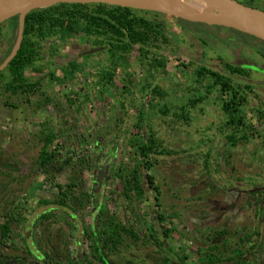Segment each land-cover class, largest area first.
<instances>
[{
    "label": "rangeland",
    "instance_id": "1",
    "mask_svg": "<svg viewBox=\"0 0 264 264\" xmlns=\"http://www.w3.org/2000/svg\"><path fill=\"white\" fill-rule=\"evenodd\" d=\"M246 1L264 9V0ZM153 23L162 36H157V41L154 33L150 37L160 49L153 48L147 60L159 58L164 67L148 66L136 49L111 59L103 48L91 53L90 44L81 38L44 40L40 47L42 60L36 64L42 70L28 69L24 73L28 81L38 83L33 92L6 91L9 78L5 75L0 79V224L6 209L14 208L10 222L13 239L0 244L1 254L29 260L21 255L27 236L40 240L42 245L67 242L72 252L86 251L89 255L94 244L81 237L79 224L76 229L68 227L58 213L55 219L38 218L44 210L56 208L53 201L59 191L70 190L82 201L81 196H91L86 204L89 207L84 210L86 224H91L90 212L99 207L96 215L103 211L102 219L110 216L127 229L132 227L138 236L126 240L124 245L131 243L129 249L118 256L111 255L113 264H124V257L131 252L148 264H165L166 254L158 253L156 244L147 242L148 227L152 226L158 238L162 236L161 229L170 230L168 246L184 250L177 253L179 257H187L183 264H202L209 253L221 260L216 264H230L227 258L244 264H264L263 139L254 136L247 144H238L230 151L226 148L225 137L216 131L223 129L224 121L218 106L213 104L217 89L207 95L206 101L189 110L193 119L190 125L177 122L172 116L175 108L188 98L205 94L194 70L206 65L222 71V62L218 60L221 59L248 70L247 82L254 86L260 99L254 98L250 106L244 107L246 120L264 133V120H259L251 109L264 100V45L251 38L244 39L245 43L229 42L230 30L202 27L167 14L154 16ZM11 40L14 38L9 33L0 49L6 48ZM50 46L56 49L53 56L48 55ZM86 50L90 53L82 57ZM71 60L81 64L80 72L69 78L66 65ZM112 64L116 65V72L110 82L104 71ZM49 73L66 78L60 83ZM155 87L163 96L153 92ZM137 111L142 113L143 122L138 120ZM207 125L212 128L211 136L210 130L203 134ZM145 126L153 130L164 147L177 152L153 156L152 168L146 171L159 187L157 200L143 175L142 194L139 189L124 194V186L130 179L126 174L133 165V150L127 144L130 136L126 137L123 130L132 127L133 135L144 134ZM42 133L56 135L50 145L55 158L48 173L37 166ZM207 152L209 161L205 168L203 159ZM216 173H222L223 177ZM255 191L261 192L254 196L258 200L255 202L261 204L258 206L263 212L261 224L253 219L254 199H250L249 193ZM246 223L255 226L259 235L249 236ZM222 229L226 233L220 234ZM205 236L211 241L207 242ZM236 251L242 253V258L234 257ZM169 263L179 264L171 259Z\"/></svg>",
    "mask_w": 264,
    "mask_h": 264
},
{
    "label": "trees",
    "instance_id": "2",
    "mask_svg": "<svg viewBox=\"0 0 264 264\" xmlns=\"http://www.w3.org/2000/svg\"><path fill=\"white\" fill-rule=\"evenodd\" d=\"M242 3L249 7L254 6L246 0L242 1ZM253 8L259 7L254 6ZM262 10L264 11V9ZM162 15L163 14L159 12L122 8L102 3H58L47 8L32 10L25 16L23 38L20 48L13 59L0 72V79L4 78L5 75L8 76L9 79L5 86L6 91L20 89L23 93L33 92L38 83L37 81H28L24 73L28 69H33L35 72H40L42 70L36 68V64L42 60L40 58L42 54L40 47L41 42L44 40L53 42L54 40L70 41L75 38H81L82 42L84 41L90 44V49L88 50L91 51V53L95 52L93 49L103 48L110 54L111 59H113L115 55L126 56L136 49L139 58L141 60L143 58L147 60L149 57L148 55L153 53V48H156V51L160 49L156 41L157 36L161 38L162 32L154 25L153 18L154 16L162 17ZM199 24L202 27H208L206 24ZM211 27L220 28L222 31L230 30V37L227 38L229 42H236V40H239L242 43V41L247 38L258 40L235 29L216 27L214 25H211ZM156 29L158 31H155ZM9 33L15 40L17 35V16L0 23V46L7 40ZM152 33L156 35L154 37L156 41L151 39L150 36ZM163 39L165 38L163 37ZM14 40H11L12 43L6 42L7 44L9 43L6 48L0 49V64L10 54L15 42ZM199 40L202 44L206 45L207 42L203 38ZM260 42L264 45V42ZM88 50L83 52L82 57L90 53ZM99 50L100 49L96 51ZM50 51L48 55L53 56L56 52L54 46L50 48ZM173 51L174 49L171 52ZM86 58L88 59L89 56H86ZM148 60L146 63H148L150 67H164L165 65L159 58L152 57L149 62ZM218 60L222 62V71L211 69L206 65H200L194 70L197 83L202 85L205 94L196 95L194 97L191 96L187 99L186 103L175 108L176 110L172 114L174 120L185 125H190L193 119L189 110H194L208 99L207 95L214 89H217L218 94L216 95V103L214 102L213 104L214 106H218L224 121L221 124L223 129L220 131L216 129V131L218 134L220 132L221 136L225 137L227 143L225 144L226 148L230 151L231 148H235L238 144H247L254 136H259L264 141V133L253 128L252 125L247 122L246 113L244 112V107L250 106L254 98L260 99L259 93L253 88L254 86L247 82V80L250 79L248 70L243 68L240 64L236 65L230 61L224 62L221 59ZM79 64L81 63H78L77 60H71L67 63L66 71L69 78L73 77L75 73L80 72ZM84 64L86 63H82V65ZM115 72L116 65L112 64L109 69H105L104 75L111 82ZM49 75L60 83H63V79L66 78V76L62 78L53 76L54 74L51 73H49ZM238 78L241 79V81L237 80ZM242 80L245 82L243 83ZM259 86L260 85H258V87ZM153 92L157 94L158 97L163 96L162 93L158 92L156 87L153 89ZM206 103L208 104V102ZM162 109L165 108L163 107ZM251 109L259 120H264V100L251 107ZM136 116L139 121L143 122V115L140 111L136 112ZM135 126L138 129H142V126L139 124H135ZM132 127H130V129ZM130 129L123 130V134L126 137L128 135L130 136L127 144L133 150V165L126 174V177L130 179L128 184L124 186V194L126 196L128 192L137 189H139L142 194L143 191L140 178L143 175L145 177V183L152 191L155 200H157L159 187L155 183L153 176L147 174L146 171L152 168L153 164L151 160L153 156L177 155V152L171 151L168 147H164L163 142L154 136L155 133L149 127L146 128L145 126L144 134L137 132L135 135L132 133L133 129L132 131ZM211 129V126L207 125L203 134L210 130L211 136ZM42 136V146L37 158V166L44 173H48V168L52 165L55 158V150H51L50 145L53 139L56 138V135L52 133H42ZM133 136L134 138H132ZM208 141L213 142V139L210 140V138H208ZM206 143L207 141L204 142V144ZM207 158L209 159V152L204 155L203 162L205 168L208 166L207 161L209 160ZM117 170L120 169L117 168ZM143 170H145L144 174ZM216 176L223 177L222 173ZM207 178H209V175ZM71 187L70 185L69 188ZM57 188L62 190L59 186H57ZM261 192L255 191L249 193V195L252 196L250 199H254V202L251 203V205H254L253 219H258L257 223L259 224L263 222V212L262 209L258 207L261 204L256 203L258 200L254 196L256 194H261ZM81 197L85 201H82L80 196L70 194V190L59 191L58 197L53 201L56 208L54 210L51 208L44 210L38 218L41 220L55 219L58 213L68 227L76 229L78 227L77 224H79L81 227V237L94 244V249L93 251L89 250V255L86 251L72 252L67 242H62V245H52L50 242L46 245H42L40 240H36L34 237L27 238L26 236L23 239L24 245L21 248V255H26V258H29V260H24L25 258L19 255L11 259L9 256L0 253V264H113L111 255L118 256L124 249H129L131 243L124 245L126 240L138 239V236L132 230V227L127 229L115 219L110 218V216L102 219L101 216L103 211H99L96 215L99 207L90 212L92 217L90 221L91 224H86L84 222V216L87 215V212L84 210L89 207L86 204L91 196L83 195ZM259 202H261V200H259ZM251 205L249 203L247 204L249 208H252ZM155 206H157L156 203ZM13 209L14 208L9 206L6 209V213L3 214L4 220L0 224L1 245L6 243L7 240L13 239L10 229V222L13 220L11 210ZM17 211L19 212V209ZM159 219L163 220L160 217ZM245 225L246 229L250 231L247 232L249 236L259 235L258 232L254 230L255 226L249 227L247 223ZM151 228L152 229L148 227L149 234L147 235V242L156 244L158 253L166 254H164V263L170 264L169 262L171 259V261L183 264L187 257H179L177 253L183 252L184 250H176L168 246V242L171 241L168 234L170 230L164 227L161 229L162 236L158 238L154 227L152 226ZM221 233L224 234L226 231L222 229L220 231V234ZM207 237L208 236H205L206 241H211L210 238ZM249 239L250 237H247V240ZM79 243L78 241V244ZM10 247L14 249L13 246ZM252 247L253 246H251L250 249H253ZM73 253L75 254L73 255ZM235 254L234 257L242 258V253L240 251H236ZM124 260V264H148L147 261L144 262L143 257H140L135 252H131L130 256H125ZM140 260L142 261L139 262ZM227 260L230 261V264H244L243 261H232L231 258H227ZM205 261L201 263L216 264V262H221V260L218 258L216 259L211 253H209Z\"/></svg>",
    "mask_w": 264,
    "mask_h": 264
},
{
    "label": "water",
    "instance_id": "3",
    "mask_svg": "<svg viewBox=\"0 0 264 264\" xmlns=\"http://www.w3.org/2000/svg\"><path fill=\"white\" fill-rule=\"evenodd\" d=\"M3 0H0V3ZM167 0H86L84 3H102L111 6H119L122 8H131L136 10H145L159 12L162 14L179 17L194 23H203L206 25L222 26L235 29L228 25L224 20L215 17H195L179 13L162 12V7L165 6ZM207 2L216 13H221L230 16L245 27V34L252 36L264 42V11L244 5L238 0H204ZM61 2L59 0H26L17 14V35L10 54L0 64V72L8 65V63L17 54L22 38L25 16L32 10L50 7ZM79 3V2H76ZM81 3V4H84ZM1 23V22H0ZM236 30V29H235Z\"/></svg>",
    "mask_w": 264,
    "mask_h": 264
},
{
    "label": "bare ground",
    "instance_id": "4",
    "mask_svg": "<svg viewBox=\"0 0 264 264\" xmlns=\"http://www.w3.org/2000/svg\"><path fill=\"white\" fill-rule=\"evenodd\" d=\"M26 0H3L0 3V22L17 16L22 4ZM68 3H84L86 0H59ZM165 13H179L195 17H215L224 20L228 25L240 32H245V27L228 15L216 13L204 0H167L161 9Z\"/></svg>",
    "mask_w": 264,
    "mask_h": 264
},
{
    "label": "flooded vegetation",
    "instance_id": "5",
    "mask_svg": "<svg viewBox=\"0 0 264 264\" xmlns=\"http://www.w3.org/2000/svg\"><path fill=\"white\" fill-rule=\"evenodd\" d=\"M236 192V191H235ZM240 197V195L238 194V197L237 198H239Z\"/></svg>",
    "mask_w": 264,
    "mask_h": 264
}]
</instances>
